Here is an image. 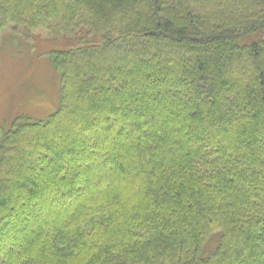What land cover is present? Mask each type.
Here are the masks:
<instances>
[{
	"label": "trees",
	"instance_id": "trees-1",
	"mask_svg": "<svg viewBox=\"0 0 264 264\" xmlns=\"http://www.w3.org/2000/svg\"><path fill=\"white\" fill-rule=\"evenodd\" d=\"M12 25L65 37L56 110L0 123V264H264V0H0Z\"/></svg>",
	"mask_w": 264,
	"mask_h": 264
},
{
	"label": "rangeland",
	"instance_id": "rangeland-1",
	"mask_svg": "<svg viewBox=\"0 0 264 264\" xmlns=\"http://www.w3.org/2000/svg\"><path fill=\"white\" fill-rule=\"evenodd\" d=\"M60 37L65 36L23 25L0 30L2 125H9L20 116L30 120L45 119L56 110L59 77L49 59L51 53L64 49Z\"/></svg>",
	"mask_w": 264,
	"mask_h": 264
}]
</instances>
